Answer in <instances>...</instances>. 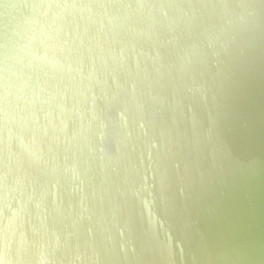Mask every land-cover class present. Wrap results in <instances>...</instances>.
Here are the masks:
<instances>
[{
    "label": "water",
    "instance_id": "water-1",
    "mask_svg": "<svg viewBox=\"0 0 264 264\" xmlns=\"http://www.w3.org/2000/svg\"><path fill=\"white\" fill-rule=\"evenodd\" d=\"M0 264H264V0H0Z\"/></svg>",
    "mask_w": 264,
    "mask_h": 264
}]
</instances>
